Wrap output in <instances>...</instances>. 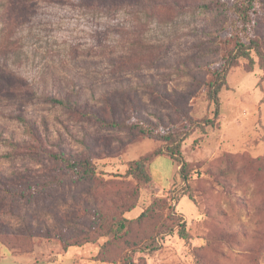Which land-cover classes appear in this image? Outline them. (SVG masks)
<instances>
[{
    "label": "rangeland",
    "instance_id": "rangeland-1",
    "mask_svg": "<svg viewBox=\"0 0 264 264\" xmlns=\"http://www.w3.org/2000/svg\"><path fill=\"white\" fill-rule=\"evenodd\" d=\"M237 2L156 0L106 12L84 0H38L15 33L0 22V69L36 94L0 97V264H264V63L254 52L229 72L215 126L188 123L214 119L208 87L237 42H248L229 10ZM251 4L247 33L264 51V0ZM14 39L22 46L6 59L3 45ZM67 97L107 119L136 113L187 132L188 180L177 161L154 155L162 143L52 101ZM25 112L45 146L91 159L96 174L27 199L7 194L42 187L63 169L7 143L35 145L17 119ZM145 156L150 186L128 173Z\"/></svg>",
    "mask_w": 264,
    "mask_h": 264
},
{
    "label": "trees",
    "instance_id": "trees-1",
    "mask_svg": "<svg viewBox=\"0 0 264 264\" xmlns=\"http://www.w3.org/2000/svg\"><path fill=\"white\" fill-rule=\"evenodd\" d=\"M35 1L38 0H0V22L2 23V30L15 33L19 28H21L32 15L36 4ZM147 2L149 3V8L151 5H156V0H84V6L86 8H99L109 12L113 8H146L148 7ZM14 5L20 6L19 11L21 9L23 15L16 18L15 14L12 13L11 8L7 9L9 6L12 7ZM250 6H252L251 0H240V2H237L229 7V10L232 11L233 15L236 16L237 21L241 23V26L244 28L243 31L248 38V42L244 43L241 40L237 42L235 48L231 51L230 56L226 61L224 69L219 72L215 81L208 87L207 99L216 107L214 119L209 120L208 118H203L200 121L190 119L188 123L191 129L204 128L209 125L215 126V120L218 119L221 112L220 94L223 91V88L227 85L229 72L236 66L239 59H247L252 62L253 58L251 55L252 52H254L260 61L264 63V51L260 42L247 33V27L253 24V20L251 21L247 12L250 10ZM3 46L6 47L2 50V53L7 59L11 55L16 54L18 52L17 46H22V44L19 40L14 39L8 40ZM3 83H6V86H0V97L8 99H23L25 102H31L36 99L34 91H31L29 88L27 90L21 89L19 80L14 77L13 71L7 67L0 69V84ZM52 101L65 108L68 112L92 119L105 128L125 129L130 126L138 127L144 136L162 143V146L154 151V155L161 156L163 154L177 161L181 166L180 175L185 182L188 180L186 175L188 162L185 160L182 153V145L188 137L187 132H174L169 129L167 130L162 123H156L146 116H141L136 113H133V116L126 120H118L113 116V118L107 119L102 113L92 111L89 108H84L77 101L72 102L70 97L61 99L52 98ZM17 119L26 127L28 135L34 140V142L36 141L37 144L35 143L34 145L32 142L28 143L26 141L23 143L7 141V143L16 147L18 149L17 151L20 153L25 150H30V155L34 154L38 157H45L53 163H59L62 165L63 169L61 173L51 176L48 182L42 187L29 190L26 193L4 188L7 194H13L14 196L22 199H27L33 195L42 193L45 187L59 186L67 179H88L96 174L97 165L91 159L78 158L63 149L59 148L56 150V148H49L48 146H45L43 144L44 139L38 132L34 120L28 116L26 112L23 115L17 116ZM149 161L150 156H145L140 160L133 161L128 170L129 175L133 176L140 183L147 186H150L153 180L149 172ZM0 184H4L1 178ZM180 228L181 236L188 239L189 234L187 232L186 224H181Z\"/></svg>",
    "mask_w": 264,
    "mask_h": 264
}]
</instances>
